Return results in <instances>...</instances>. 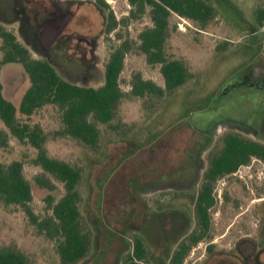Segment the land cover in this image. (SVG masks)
Wrapping results in <instances>:
<instances>
[{
	"label": "rangeland",
	"instance_id": "obj_1",
	"mask_svg": "<svg viewBox=\"0 0 264 264\" xmlns=\"http://www.w3.org/2000/svg\"><path fill=\"white\" fill-rule=\"evenodd\" d=\"M111 5L115 6L117 21L131 11L127 0H113ZM150 11L149 7L144 15L131 19L127 25H118V30L109 36L102 48L106 64L111 51L125 39L132 44L120 75L124 96L117 105L114 119L107 124L98 123L101 137L97 146L61 134L64 124L58 107L46 105L31 116L23 115L19 106L24 92L16 95L10 89L8 92L18 109L19 119L39 125L44 131L48 155L69 162L82 171L78 187L79 208L83 222L94 233L90 253L76 264L113 263L119 240L111 237L112 230L120 231L123 222L135 212L140 205L139 194L159 183L175 182L180 178L178 167L191 161L201 147L209 143V137L196 129L205 126L213 130L217 126L237 123L246 127L250 122L251 117L241 114L236 107L241 100L238 86L245 71L242 65L249 52L240 33L219 14L203 26L172 12L165 55L169 59L182 60L191 73L190 79L162 95L135 96L131 93L138 74L165 88L161 64L150 63L140 49L139 35L153 26ZM2 73L5 80L10 81L17 73L16 66H7ZM29 86L28 83L25 88ZM93 86L99 87L100 84ZM0 130L8 132L9 141L7 147H0V161L5 164L23 161L24 174L32 186L30 207L41 219L51 215L48 197L52 195L54 203L63 197L66 193L64 183L48 174L56 185L55 190L40 186L36 176L43 169L33 162L37 149L28 141H20L12 135L1 119ZM261 175L264 178V174ZM255 187L258 192L247 194V206L244 207L249 209L247 224L250 233H254L256 224H259V217H252V213L264 202L261 201L264 190ZM131 203L133 206L130 207ZM97 217L104 218L106 226L99 229L101 221L97 222ZM0 248L19 250L33 264H63L57 241L41 232L21 205H7L1 199Z\"/></svg>",
	"mask_w": 264,
	"mask_h": 264
},
{
	"label": "flooded vegetation",
	"instance_id": "obj_2",
	"mask_svg": "<svg viewBox=\"0 0 264 264\" xmlns=\"http://www.w3.org/2000/svg\"><path fill=\"white\" fill-rule=\"evenodd\" d=\"M112 1L0 0L3 96L11 101L9 89L14 95L25 94L31 86L23 63L8 60L7 51L46 60L71 83L102 85L108 63L102 48L118 30L109 28L116 18ZM203 1L240 33L249 52L236 107L251 117L250 122L246 127L235 123L196 129L209 143L178 167L180 178L145 188L138 197L140 205L120 231L111 229V237L119 240L112 264H264V202L252 213L259 217L254 233L248 229L249 209H244L247 194L258 192L255 186L264 190V0ZM127 2L129 15L139 9V4ZM11 65L17 73L6 81L2 72ZM250 144L262 153L249 154ZM233 146H240L245 155L227 154ZM99 221V229L106 226L104 218L97 217Z\"/></svg>",
	"mask_w": 264,
	"mask_h": 264
},
{
	"label": "trees",
	"instance_id": "obj_3",
	"mask_svg": "<svg viewBox=\"0 0 264 264\" xmlns=\"http://www.w3.org/2000/svg\"><path fill=\"white\" fill-rule=\"evenodd\" d=\"M139 4V9L121 21L113 16L110 30L122 24H128L131 18H138L148 4L151 8L153 26L139 35L140 49L147 55L150 63L161 64V73L165 78V88L153 81L144 80L141 74L136 76L131 93L135 96L146 94L162 95L184 85L191 77L186 64L179 59H169L165 55V43L169 37L170 16L178 13L205 26L216 15V8L203 0H129ZM132 49L129 39L115 47L106 65L105 82L99 87L83 86L65 80L46 60L32 59L27 52L7 51L8 60L22 62L31 78V86L24 94L19 112L31 116L36 110L53 105L62 112L64 129L61 134L69 135L95 147L98 145L101 131L98 123H110L116 114V108L124 93L120 85V75L124 68L125 55ZM17 107L1 92L0 119L9 128L12 135L20 141H28L37 149L33 162L41 166L43 172L36 176L37 183L55 190L56 185L48 176L64 183L66 193L56 203L52 195L48 197L52 214L41 219L30 207L33 200L32 186L24 174V163L14 160L10 164L0 161V199L7 205H21L31 221L49 238L58 243V253L63 264H76L88 256L93 246L92 229L83 222L79 208L81 196L78 190L82 171L64 160L50 157L45 143L47 137L39 125L22 122L17 116ZM8 132L0 130V147H7ZM248 152L261 154L259 147L250 144ZM229 155H245L240 146H233ZM51 199V200H50ZM96 224V223H95ZM0 264H33L19 250L0 248Z\"/></svg>",
	"mask_w": 264,
	"mask_h": 264
}]
</instances>
